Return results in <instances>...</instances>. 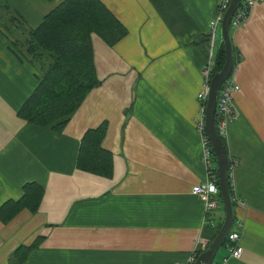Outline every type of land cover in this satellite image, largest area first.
I'll return each mask as SVG.
<instances>
[{
	"label": "crops",
	"instance_id": "0c3cea01",
	"mask_svg": "<svg viewBox=\"0 0 264 264\" xmlns=\"http://www.w3.org/2000/svg\"><path fill=\"white\" fill-rule=\"evenodd\" d=\"M62 1L0 0V207L26 183L45 188L36 213L0 220V264L185 262L214 239L225 212L220 206L209 224L204 197L192 193L206 179L195 119L203 65L219 53L220 29L214 41L208 32L216 0H102L128 33L114 45L92 33L100 83L58 132L19 110L42 73L28 29ZM231 31L241 55L233 72L240 117L225 140L238 160L232 184L245 202L234 201L244 251L224 262L225 241L213 262L264 264V0ZM103 123L110 176L78 166L83 136ZM21 246L32 248L12 262Z\"/></svg>",
	"mask_w": 264,
	"mask_h": 264
},
{
	"label": "trees",
	"instance_id": "16d2710c",
	"mask_svg": "<svg viewBox=\"0 0 264 264\" xmlns=\"http://www.w3.org/2000/svg\"><path fill=\"white\" fill-rule=\"evenodd\" d=\"M93 32L114 45L128 33V28L102 0H63L38 26L28 29L27 49L41 62L42 73L34 92L19 110L22 118L58 132L64 129L87 93L100 83L94 60ZM224 60L222 45L216 68L222 67ZM240 60L241 55L234 47V69ZM106 131L107 125L103 123L85 133L78 156L80 169L111 175L112 154L102 146ZM221 138L226 146L225 137ZM230 189L233 196L231 182ZM44 193L43 185L26 183L19 199H9L0 207V220L9 223L25 209L36 213ZM31 248L19 247L12 262L22 261L18 259L19 254L23 249L27 254Z\"/></svg>",
	"mask_w": 264,
	"mask_h": 264
},
{
	"label": "built area",
	"instance_id": "2783aa9c",
	"mask_svg": "<svg viewBox=\"0 0 264 264\" xmlns=\"http://www.w3.org/2000/svg\"><path fill=\"white\" fill-rule=\"evenodd\" d=\"M259 1L261 0H242V3L233 15L231 26L238 27L243 24L246 21L252 6ZM229 3L230 0H216V14L211 20L208 31L209 37L213 41L217 37L221 19L229 6ZM216 62V59L209 58L202 68L203 83L198 93L199 111L195 123L202 136L203 161L206 166V179L203 182L192 186V193L204 197L206 201V222L211 225H215L213 216H216L220 206H222L216 158L206 133V106L210 90V81L216 70ZM239 90L240 85L233 77V73L221 85L215 116V125L220 136L225 137L229 123L240 117V112L235 103V94ZM237 164L238 160L236 158L229 159V174L232 187L233 172ZM233 199L234 201H238L241 205H245V202L236 197L235 194H233ZM243 229V221L235 219L233 227L226 239L230 248V255L229 257L224 258V262L229 258H240L242 256L244 247L241 245L240 241ZM200 246L199 249H196L191 254L187 261L178 262L176 264H195L200 251L205 249L208 246V243L202 241ZM212 264L218 263L213 262Z\"/></svg>",
	"mask_w": 264,
	"mask_h": 264
},
{
	"label": "water",
	"instance_id": "95a60500",
	"mask_svg": "<svg viewBox=\"0 0 264 264\" xmlns=\"http://www.w3.org/2000/svg\"><path fill=\"white\" fill-rule=\"evenodd\" d=\"M242 0H230L220 23V48L224 45L225 60L222 67H217L210 81V90L206 106V133L214 152L225 216L219 231L208 246L199 254L195 264H212L217 252L223 246L235 221V202L230 189L229 155L219 135L215 116L221 85L234 71V45L231 22Z\"/></svg>",
	"mask_w": 264,
	"mask_h": 264
},
{
	"label": "rangeland",
	"instance_id": "374dc122",
	"mask_svg": "<svg viewBox=\"0 0 264 264\" xmlns=\"http://www.w3.org/2000/svg\"><path fill=\"white\" fill-rule=\"evenodd\" d=\"M222 211V210H221ZM224 216H225V212H224V215H223V219H224Z\"/></svg>",
	"mask_w": 264,
	"mask_h": 264
}]
</instances>
